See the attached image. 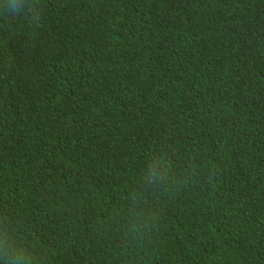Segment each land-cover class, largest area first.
<instances>
[{"label":"trees","instance_id":"trees-1","mask_svg":"<svg viewBox=\"0 0 264 264\" xmlns=\"http://www.w3.org/2000/svg\"><path fill=\"white\" fill-rule=\"evenodd\" d=\"M0 264H264V0H0Z\"/></svg>","mask_w":264,"mask_h":264}]
</instances>
